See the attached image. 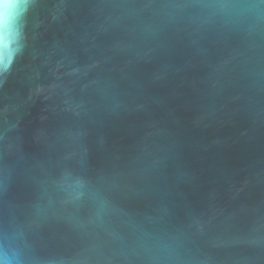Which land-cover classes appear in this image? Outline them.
I'll return each instance as SVG.
<instances>
[{
	"label": "water",
	"instance_id": "water-1",
	"mask_svg": "<svg viewBox=\"0 0 264 264\" xmlns=\"http://www.w3.org/2000/svg\"><path fill=\"white\" fill-rule=\"evenodd\" d=\"M0 264H264V0H0Z\"/></svg>",
	"mask_w": 264,
	"mask_h": 264
}]
</instances>
